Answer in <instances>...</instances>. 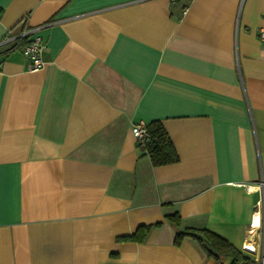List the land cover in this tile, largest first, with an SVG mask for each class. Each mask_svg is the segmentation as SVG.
<instances>
[{
	"label": "crops",
	"instance_id": "crops-1",
	"mask_svg": "<svg viewBox=\"0 0 264 264\" xmlns=\"http://www.w3.org/2000/svg\"><path fill=\"white\" fill-rule=\"evenodd\" d=\"M23 21L36 71L1 43ZM261 29L264 0H0V264H230L186 228L264 264ZM138 121L177 162L151 164Z\"/></svg>",
	"mask_w": 264,
	"mask_h": 264
},
{
	"label": "trees",
	"instance_id": "trees-1",
	"mask_svg": "<svg viewBox=\"0 0 264 264\" xmlns=\"http://www.w3.org/2000/svg\"><path fill=\"white\" fill-rule=\"evenodd\" d=\"M146 128L149 141L141 150L149 156L151 164L159 166L177 162L179 157L162 123L151 121L146 124ZM167 218L175 224H178L180 219L177 213L169 214ZM150 227V225H139L134 233L125 239L141 242L145 239ZM184 237L195 240L209 257L226 256L230 258V264L249 262L248 257L239 252L230 242L205 228H186L175 235L174 242L179 244Z\"/></svg>",
	"mask_w": 264,
	"mask_h": 264
},
{
	"label": "built area",
	"instance_id": "built-area-1",
	"mask_svg": "<svg viewBox=\"0 0 264 264\" xmlns=\"http://www.w3.org/2000/svg\"><path fill=\"white\" fill-rule=\"evenodd\" d=\"M259 38L264 43V29L259 31ZM13 42L10 49H18L23 56L28 60V67L32 71L39 70L43 65L42 53L45 49V43L41 36L37 33V28L29 25L26 21L22 22V28L17 34L7 33L1 40V43ZM131 133L135 138L137 147L143 148L149 141V135L146 128V123L138 121L132 124ZM258 188H264V182H260ZM262 204L259 202L258 211L252 215L251 227L260 228V207ZM256 216L258 219L256 221ZM250 245H243V248L247 251H254V247L249 248ZM250 249V250H249ZM253 249V250H251ZM262 250H264V241H262Z\"/></svg>",
	"mask_w": 264,
	"mask_h": 264
},
{
	"label": "bare ground",
	"instance_id": "bare-ground-1",
	"mask_svg": "<svg viewBox=\"0 0 264 264\" xmlns=\"http://www.w3.org/2000/svg\"><path fill=\"white\" fill-rule=\"evenodd\" d=\"M256 218H258V216H256Z\"/></svg>",
	"mask_w": 264,
	"mask_h": 264
}]
</instances>
